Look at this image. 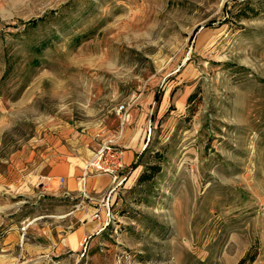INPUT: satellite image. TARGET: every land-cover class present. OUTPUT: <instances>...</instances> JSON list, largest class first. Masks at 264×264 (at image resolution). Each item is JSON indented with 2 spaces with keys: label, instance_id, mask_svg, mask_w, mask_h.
Masks as SVG:
<instances>
[{
  "label": "rangeland",
  "instance_id": "rangeland-1",
  "mask_svg": "<svg viewBox=\"0 0 264 264\" xmlns=\"http://www.w3.org/2000/svg\"><path fill=\"white\" fill-rule=\"evenodd\" d=\"M110 140L140 151L114 219L21 256L77 204L46 191L54 146ZM243 260L264 264V0H0V264Z\"/></svg>",
  "mask_w": 264,
  "mask_h": 264
},
{
  "label": "crops",
  "instance_id": "crops-1",
  "mask_svg": "<svg viewBox=\"0 0 264 264\" xmlns=\"http://www.w3.org/2000/svg\"><path fill=\"white\" fill-rule=\"evenodd\" d=\"M117 145L119 146V143ZM75 146L76 149L73 151L62 144L54 146L51 155L47 158L48 173L42 176L48 194L70 201L76 200L77 203L74 208L54 216L56 224L53 232L61 239L55 238L51 229L47 227L40 230L43 237L40 233L34 234L35 228L33 223H30L26 226V231L29 228L28 231L31 234L29 239L21 245V256L32 257L44 253L62 252L64 248H67L68 254L80 250L79 248L87 244L88 239L107 226V214L109 212L114 214L112 206L116 201L117 188L114 189V183L109 175L88 176L86 178L87 195L82 198L78 193L77 178L82 174L84 166L92 160L100 145L95 151H90L81 144ZM119 147L122 153L118 176L119 181L125 182L128 174L131 173V176L135 174V172H127V169L129 170L130 165L140 155V151L136 144ZM40 237L42 242L37 240Z\"/></svg>",
  "mask_w": 264,
  "mask_h": 264
},
{
  "label": "built area",
  "instance_id": "built-area-1",
  "mask_svg": "<svg viewBox=\"0 0 264 264\" xmlns=\"http://www.w3.org/2000/svg\"><path fill=\"white\" fill-rule=\"evenodd\" d=\"M121 151L112 140L103 142L96 150L92 160H90L84 167L82 174L77 178L78 193L80 197H85L87 194L86 178L88 176H97L99 174L109 175L114 189L123 182L119 181L118 170L120 169ZM108 221L106 225L114 219V214L111 212L107 214ZM23 237L26 233V228L22 229Z\"/></svg>",
  "mask_w": 264,
  "mask_h": 264
},
{
  "label": "trees",
  "instance_id": "trees-1",
  "mask_svg": "<svg viewBox=\"0 0 264 264\" xmlns=\"http://www.w3.org/2000/svg\"><path fill=\"white\" fill-rule=\"evenodd\" d=\"M160 172V166L155 165V166H150V171H143L138 177H137V182L138 183H143V182H151L152 179L155 177V175ZM244 263V260L241 261V264Z\"/></svg>",
  "mask_w": 264,
  "mask_h": 264
}]
</instances>
